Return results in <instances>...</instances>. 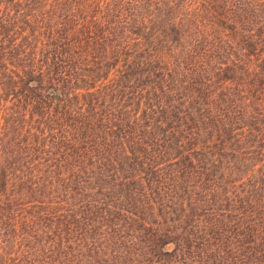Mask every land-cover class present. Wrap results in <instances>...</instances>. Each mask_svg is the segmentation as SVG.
Instances as JSON below:
<instances>
[{"label": "trees", "instance_id": "trees-1", "mask_svg": "<svg viewBox=\"0 0 264 264\" xmlns=\"http://www.w3.org/2000/svg\"><path fill=\"white\" fill-rule=\"evenodd\" d=\"M0 264H264V0H0Z\"/></svg>", "mask_w": 264, "mask_h": 264}]
</instances>
